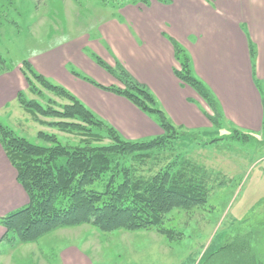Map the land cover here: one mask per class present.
I'll use <instances>...</instances> for the list:
<instances>
[{
  "label": "rangeland",
  "instance_id": "obj_1",
  "mask_svg": "<svg viewBox=\"0 0 264 264\" xmlns=\"http://www.w3.org/2000/svg\"><path fill=\"white\" fill-rule=\"evenodd\" d=\"M106 1L112 3L114 0ZM115 2L116 10L124 6L138 8L143 3L142 0ZM106 7L114 6L104 4V0H0V56L6 62L0 63V87L2 79H6L9 73L20 72H16L20 85L11 91L13 98L0 105L1 123L33 143L45 144L38 138L39 131L56 133L63 143H80L83 137L80 133L48 126L58 118L43 115L36 118L23 108L18 96L20 92L27 100H36L44 107L62 110L65 104L70 103L65 97L45 88L25 70L32 81L29 85L23 74V62L34 60L36 72L40 73L39 57L60 42H83L92 47L95 39L92 37V25L102 17L99 13L107 12ZM79 37L80 40L76 41ZM93 60L96 61V57ZM68 68L72 72L84 71L98 81L74 61ZM49 80L61 85L54 79ZM261 87L264 91L262 84ZM156 102V107L164 110L162 104ZM215 128H201L202 132H197L199 137L189 133L181 136L180 133L179 139L172 137L165 146L129 161L145 178L177 162L178 167L182 165L190 173L188 176H192V183L203 180L208 189V200L203 206L189 211L174 210L165 217L163 228L174 231L176 236L183 233L181 238L171 240L156 228L102 232L85 224L57 229L36 242L2 241L0 264H220L222 256L212 255L224 243L236 242L248 233L255 237L262 232L264 239V133L255 134L257 139L249 143L223 139L203 145L202 142L215 138L211 130H215L217 137L226 138L231 135L232 128L239 127H231L225 121ZM93 130L104 136L100 142L109 141L104 132ZM155 137L141 136L136 140ZM0 152V159L5 163L0 178L4 207L28 202L26 192L15 179L17 171L7 162L1 144Z\"/></svg>",
  "mask_w": 264,
  "mask_h": 264
},
{
  "label": "crops",
  "instance_id": "obj_2",
  "mask_svg": "<svg viewBox=\"0 0 264 264\" xmlns=\"http://www.w3.org/2000/svg\"><path fill=\"white\" fill-rule=\"evenodd\" d=\"M115 8L98 14L102 17L92 25V47L60 42L39 57V72L71 91L126 138L161 135L163 129L155 116L149 117L126 97L96 85L122 87L117 76L93 60L99 57L145 85L176 127L202 132L201 128L213 126L210 116L214 113L176 75L181 70L178 44L190 58L192 73L215 96L223 122L257 136L264 133V0H147L138 8ZM73 61L98 81L84 71L72 72L68 66ZM29 62L37 71L34 60ZM16 72L2 79L0 105L12 99L11 91L20 85ZM4 165L0 159L1 179ZM4 201L0 189V217L27 204L26 200L5 208ZM4 234L0 225V241Z\"/></svg>",
  "mask_w": 264,
  "mask_h": 264
},
{
  "label": "trees",
  "instance_id": "obj_3",
  "mask_svg": "<svg viewBox=\"0 0 264 264\" xmlns=\"http://www.w3.org/2000/svg\"><path fill=\"white\" fill-rule=\"evenodd\" d=\"M142 1L146 3L147 0ZM104 4L118 7L115 0L112 3L104 0ZM175 46L177 58L181 60V70H177L176 75L211 106L214 115L210 116V120L212 127L217 129L223 123V114L215 96L192 73L189 56L183 53L178 44ZM96 60L117 76L124 87L96 85L126 97L142 111L155 116L163 133L150 140L126 138L66 88L52 83L36 72L28 60L24 61L23 74L29 85H32V81L25 70L45 88L65 97L70 103L65 104L62 110L44 107L36 100H27L20 92L18 96L23 108L36 118L39 115L56 117L59 120L49 122L48 126L65 132H77L83 137L79 144L72 145L63 143L56 133L39 131L38 138L45 144L33 143L0 122V144L28 196L25 206L0 217V225L6 230L1 244L2 241L10 243L14 239L21 243L36 242L57 229L85 224L102 232L156 228L173 240L181 238L183 233L176 236L174 231L163 228L165 217L174 210L189 211L203 206L208 200V189L203 180L192 183V176H188L189 172L181 167V163L178 167V163L173 162L150 178H145L138 173L136 166L129 163L131 158L144 157V154L165 146L172 137L179 139L180 133L181 136L186 133L198 136V133L176 127L164 110L156 107L151 91L126 70L119 68L116 71L99 57ZM0 63H6L1 56ZM94 128L104 132L109 141L100 142L104 136L94 132ZM211 131L215 138L202 142L203 145L223 139L241 143L257 139L254 133L238 128H232L231 135L226 138L217 137L215 130ZM262 234L260 232L254 237L248 233L236 242L228 241L212 256L221 255L220 264H264Z\"/></svg>",
  "mask_w": 264,
  "mask_h": 264
}]
</instances>
